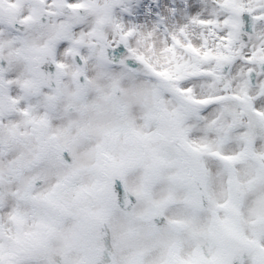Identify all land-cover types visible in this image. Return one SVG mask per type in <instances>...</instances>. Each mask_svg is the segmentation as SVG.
<instances>
[{
  "label": "snow or ice",
  "instance_id": "obj_1",
  "mask_svg": "<svg viewBox=\"0 0 264 264\" xmlns=\"http://www.w3.org/2000/svg\"><path fill=\"white\" fill-rule=\"evenodd\" d=\"M0 264H264V0H0Z\"/></svg>",
  "mask_w": 264,
  "mask_h": 264
}]
</instances>
